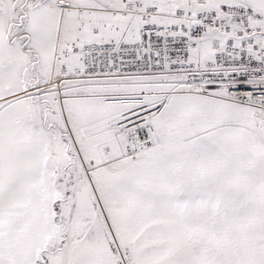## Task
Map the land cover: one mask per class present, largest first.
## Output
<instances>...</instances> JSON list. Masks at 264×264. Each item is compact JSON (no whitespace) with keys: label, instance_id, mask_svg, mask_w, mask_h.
Instances as JSON below:
<instances>
[{"label":"snow or ice","instance_id":"obj_1","mask_svg":"<svg viewBox=\"0 0 264 264\" xmlns=\"http://www.w3.org/2000/svg\"><path fill=\"white\" fill-rule=\"evenodd\" d=\"M0 264H264V0H0Z\"/></svg>","mask_w":264,"mask_h":264}]
</instances>
